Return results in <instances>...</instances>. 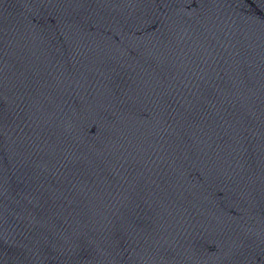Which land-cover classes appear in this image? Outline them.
<instances>
[{
    "label": "water",
    "instance_id": "water-1",
    "mask_svg": "<svg viewBox=\"0 0 264 264\" xmlns=\"http://www.w3.org/2000/svg\"><path fill=\"white\" fill-rule=\"evenodd\" d=\"M0 264H264V0H0Z\"/></svg>",
    "mask_w": 264,
    "mask_h": 264
}]
</instances>
